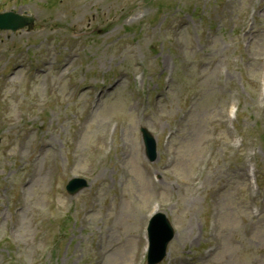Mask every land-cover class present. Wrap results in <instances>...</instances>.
Wrapping results in <instances>:
<instances>
[{"label": "rangeland", "instance_id": "obj_1", "mask_svg": "<svg viewBox=\"0 0 264 264\" xmlns=\"http://www.w3.org/2000/svg\"><path fill=\"white\" fill-rule=\"evenodd\" d=\"M179 5H186L187 0H177ZM205 3L198 4H208L207 0H204ZM128 24L131 26L136 25V23L132 22L131 19L126 20ZM214 42L217 39L221 38L217 35L210 36V38ZM199 38L197 34L194 33H183L180 34L179 42L184 45L182 53L188 57L189 48L193 47L195 44V39ZM207 40V42L210 40ZM186 42V44L184 43ZM207 42L205 40H199L197 46L200 49H204L205 51L208 48ZM215 48L212 46V49ZM211 54L212 53H208ZM195 69L189 68L187 72H183V78L177 77L176 82L174 83L172 93L173 95L177 94L178 87L181 85L186 86V80L191 79L192 77H201L203 78V74H198ZM193 71V72H192ZM209 75V74H208ZM203 89H207V96L209 100L204 99V95L200 96V99H204L205 108L215 106V90L212 87L211 79L206 80V84L203 85ZM169 108V107H168ZM202 106H198L194 115L195 119H199V117L203 114ZM170 113L173 110L170 109ZM200 112V116L197 114ZM117 115L123 119V124L125 128V154H126V163L129 171L128 180L129 182L128 191L126 196L120 202H114L104 213V216L109 219V227L105 231L101 233V245L102 249L97 252L95 248L92 246L90 242H87L83 246H78L77 242H73L70 244L73 235L70 234L68 238L63 242L60 248V257L58 260V264H128L129 256L127 258V254L129 250H133V244L135 242L134 235L136 233V228L138 225V220L140 218V212L136 213V208L139 209L138 202L142 201L144 196L149 198L150 193L144 192V194H139L137 190L138 182L146 183L148 172L142 168V163L144 162V158L142 152L136 147V139L137 137L133 135L130 126L129 120L126 118L129 116V113L126 111H118ZM133 129V124H131ZM101 128L98 133H87L81 138L80 149H78V155L80 156L79 165L81 169L88 167V163L85 162V156L81 154L85 148L88 149L90 158L92 156V149L96 146L98 140V136L100 134ZM196 132L194 138H189L187 141L185 135H180L177 141L172 143V147L174 144L179 143V140L186 141L185 143L174 147L175 152L177 154V163L176 168L181 170L183 173L191 174V169L195 165V160L199 155L193 159V156L197 153V149L201 152L203 149L199 147V144L204 138L201 137L202 134L206 132L204 118H202L201 123L197 129L194 130ZM198 134V135H197ZM201 137V138H200ZM181 142V141H180ZM192 142V145H189ZM189 143V144H188ZM81 150V153H80ZM132 175L134 179H131ZM107 180V179H106ZM218 182V183H217ZM134 184L135 190H129V187ZM108 185V183H106ZM146 188L148 189V184L146 183ZM222 185L220 187L224 188L226 191L217 190V186ZM37 189L32 188L29 193V203L30 208L35 206L39 207V211L46 205L52 204L53 210L47 215L43 216L38 220V225L32 224L30 225V220L23 221V217L21 216V222L16 225L15 238L18 246V252L16 256V260L25 259L29 261L33 254V250H39V248L43 245L44 241L47 239L49 235V227L46 225L48 219H53L56 217L54 208H58L57 204L48 202V194L45 191L42 195H38L37 190L39 189V185L37 184ZM205 190H214L219 198V216L217 219V226L219 236L222 238L223 243L222 247L219 248L216 252V259H214L210 264H258L257 256L251 255L252 247L254 244L264 237V229L256 230L257 225L259 223H255L256 226L247 222V212L245 210V203L242 201L240 196H235L236 192H231L233 188L229 189V182L226 177L221 174H214L209 177L204 182ZM231 190V191H229ZM131 195V196H130ZM138 196V199L135 200L134 197ZM202 200L201 196H197L196 192L193 190H187L182 194L180 201L177 206L173 208V215L176 222L180 225V221L184 220V224L188 227V219L189 218H199L201 220L202 216ZM1 214V212H0ZM27 215V210H24V216ZM23 221V223H22ZM264 225V218H262ZM30 226V227H29ZM181 227V225H180ZM245 229H250L249 233H244ZM2 228L0 226V237L2 234ZM186 232L177 243H181L184 241ZM237 237V238H235ZM228 238V241L225 242ZM0 258H5L6 261L0 260V264H9L14 263L11 258H6V249L0 248ZM53 263L54 260L52 261ZM15 264V263H14Z\"/></svg>", "mask_w": 264, "mask_h": 264}]
</instances>
